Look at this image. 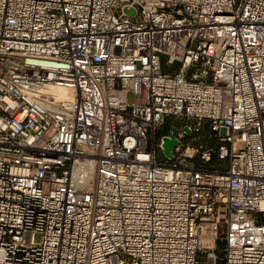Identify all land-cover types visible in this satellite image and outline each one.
Wrapping results in <instances>:
<instances>
[{"label":"built area","instance_id":"built-area-1","mask_svg":"<svg viewBox=\"0 0 264 264\" xmlns=\"http://www.w3.org/2000/svg\"><path fill=\"white\" fill-rule=\"evenodd\" d=\"M0 264H264V0H0Z\"/></svg>","mask_w":264,"mask_h":264},{"label":"water","instance_id":"water-1","mask_svg":"<svg viewBox=\"0 0 264 264\" xmlns=\"http://www.w3.org/2000/svg\"><path fill=\"white\" fill-rule=\"evenodd\" d=\"M128 13H134L133 10L128 11ZM174 132L176 131L175 129L173 130ZM177 143V139L175 137V135L172 136V138H165V144H164V148H165V152L166 154L171 157L172 156V147L174 144Z\"/></svg>","mask_w":264,"mask_h":264},{"label":"rangeland","instance_id":"rangeland-1","mask_svg":"<svg viewBox=\"0 0 264 264\" xmlns=\"http://www.w3.org/2000/svg\"><path fill=\"white\" fill-rule=\"evenodd\" d=\"M128 99L129 100H132L133 99V96H132V94H128ZM41 240V235H37L36 236V241H40ZM223 241H219V242H217V251H218V253H220V254H222V249H223Z\"/></svg>","mask_w":264,"mask_h":264},{"label":"bare ground","instance_id":"bare-ground-1","mask_svg":"<svg viewBox=\"0 0 264 264\" xmlns=\"http://www.w3.org/2000/svg\"><path fill=\"white\" fill-rule=\"evenodd\" d=\"M58 91H59V94L60 95H64L65 94V91L64 90H62V89H57ZM203 242H204V244L206 245V244H209L210 243V240H209V238H205L204 240H203Z\"/></svg>","mask_w":264,"mask_h":264}]
</instances>
